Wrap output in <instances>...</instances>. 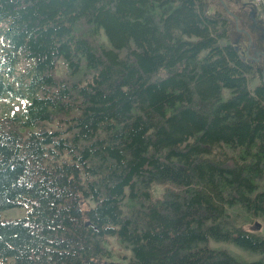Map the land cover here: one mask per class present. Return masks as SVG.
Here are the masks:
<instances>
[{"label":"trees","instance_id":"16d2710c","mask_svg":"<svg viewBox=\"0 0 264 264\" xmlns=\"http://www.w3.org/2000/svg\"><path fill=\"white\" fill-rule=\"evenodd\" d=\"M261 3L0 0V264H264Z\"/></svg>","mask_w":264,"mask_h":264},{"label":"rangeland","instance_id":"374dc122","mask_svg":"<svg viewBox=\"0 0 264 264\" xmlns=\"http://www.w3.org/2000/svg\"><path fill=\"white\" fill-rule=\"evenodd\" d=\"M243 3H254V2H260V0H241ZM222 6L223 9H225V11H227V6L224 5L223 2ZM259 21V23H262V18L258 17L257 19ZM257 21V22H258ZM23 64H18L16 66V74H20L21 72L24 71L23 68ZM21 104L16 102V101H0V115H10L13 113H18L20 110ZM160 188L159 187H153L152 191H151V196L153 198H157L160 195ZM26 210L25 209H21V208H17V209H13L10 211H6V212H1L0 216L3 218H8V219H13V218H19L25 215ZM249 229L252 231H256V232H261L262 234H264V226L262 227V223L259 222L258 220L255 221L253 224L249 225ZM107 247L108 249L112 252V254L115 256L114 260H117L116 258H119L122 255L125 254H129L126 250H124L122 247H120L118 245V243L116 242V240L114 238H109L107 239ZM257 258V257H256Z\"/></svg>","mask_w":264,"mask_h":264},{"label":"bare ground","instance_id":"6f19581e","mask_svg":"<svg viewBox=\"0 0 264 264\" xmlns=\"http://www.w3.org/2000/svg\"><path fill=\"white\" fill-rule=\"evenodd\" d=\"M63 62V61H62ZM65 74V73H62V75ZM58 131V130H57ZM28 212V211H27ZM111 256V255H110Z\"/></svg>","mask_w":264,"mask_h":264},{"label":"built area","instance_id":"2783aa9c","mask_svg":"<svg viewBox=\"0 0 264 264\" xmlns=\"http://www.w3.org/2000/svg\"><path fill=\"white\" fill-rule=\"evenodd\" d=\"M259 3V2H258Z\"/></svg>","mask_w":264,"mask_h":264}]
</instances>
